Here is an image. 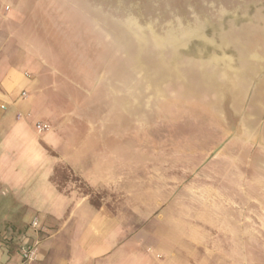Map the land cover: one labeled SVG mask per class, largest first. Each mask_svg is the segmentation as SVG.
Returning a JSON list of instances; mask_svg holds the SVG:
<instances>
[{
	"label": "rangeland",
	"instance_id": "obj_1",
	"mask_svg": "<svg viewBox=\"0 0 264 264\" xmlns=\"http://www.w3.org/2000/svg\"><path fill=\"white\" fill-rule=\"evenodd\" d=\"M34 9L53 95L84 117L106 158L91 173L109 182L95 191L62 167L55 183L122 208L144 242L220 258L207 264H264V0H39ZM123 29L137 60L121 48Z\"/></svg>",
	"mask_w": 264,
	"mask_h": 264
},
{
	"label": "crops",
	"instance_id": "obj_2",
	"mask_svg": "<svg viewBox=\"0 0 264 264\" xmlns=\"http://www.w3.org/2000/svg\"><path fill=\"white\" fill-rule=\"evenodd\" d=\"M38 4L0 0V264H23V245L39 248V259L31 264L220 262L183 253L182 242L179 251L174 242H144L138 220L122 208L96 205L71 182L65 189L55 183L64 167L95 191L109 184L100 169L91 173V166L99 168L106 158L101 147L92 148V132L80 122L84 117L69 110L68 97L53 95L59 82L35 40ZM38 124L50 130L39 133ZM35 219L38 229L31 226Z\"/></svg>",
	"mask_w": 264,
	"mask_h": 264
},
{
	"label": "built area",
	"instance_id": "obj_3",
	"mask_svg": "<svg viewBox=\"0 0 264 264\" xmlns=\"http://www.w3.org/2000/svg\"><path fill=\"white\" fill-rule=\"evenodd\" d=\"M23 96L26 97V93H23ZM39 133L47 132L50 130V127L45 124H38L36 126ZM31 226L34 229L39 228V220L35 219ZM20 256L22 258L23 264H31L36 262L39 259V248L37 245H23L20 248Z\"/></svg>",
	"mask_w": 264,
	"mask_h": 264
},
{
	"label": "bare ground",
	"instance_id": "obj_4",
	"mask_svg": "<svg viewBox=\"0 0 264 264\" xmlns=\"http://www.w3.org/2000/svg\"><path fill=\"white\" fill-rule=\"evenodd\" d=\"M129 34L131 33L128 30L123 29L121 33L118 35L119 36L118 39H120L119 41H121V46H122L121 48L130 52L131 60L133 61V60H137L138 58L137 53H136L138 48L136 49V47L130 44L131 37Z\"/></svg>",
	"mask_w": 264,
	"mask_h": 264
}]
</instances>
